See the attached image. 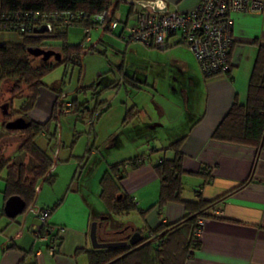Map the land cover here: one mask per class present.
I'll list each match as a JSON object with an SVG mask.
<instances>
[{"label": "crops", "instance_id": "crops-1", "mask_svg": "<svg viewBox=\"0 0 264 264\" xmlns=\"http://www.w3.org/2000/svg\"><path fill=\"white\" fill-rule=\"evenodd\" d=\"M198 1L124 0L122 4L127 5L128 10L131 5L133 12L142 8L187 12ZM119 16L122 17L121 13ZM231 18L232 43L229 49L228 71L225 73L203 77L194 56L180 42L178 36L168 38V47L165 50L142 44L145 48L167 53H163V61L155 62L160 68L157 73L160 78L155 79L154 86L149 87L146 84L145 76L141 81L144 84L137 88L150 100L133 102L131 107L135 108L137 116L129 126L151 124L149 128L158 137L153 140L157 145L156 149L167 145L164 140L170 141L173 137L186 133L181 146L184 170L197 173L207 169L212 176L211 182L203 185L201 176H184L182 198L195 199L194 192L199 189L203 199L213 200L248 179L243 187L216 205L222 212L221 215L204 218L198 238L199 248L193 252L186 264H264V148L258 152L254 147L210 138L212 130L233 101L236 99L243 103L246 100L248 80L257 49L264 45V9L259 12H233ZM120 31L121 29L117 37ZM20 42L21 36L18 34L0 31V43ZM128 43L130 42H125V47ZM52 49L59 50V45L53 44ZM182 50L188 52V55ZM115 75V79L119 80L118 72ZM100 76L104 82H108V77L97 75L98 78ZM159 82L161 85H158ZM43 87L39 89L36 104L29 112V118L40 123L49 117L54 100V92ZM159 89L163 91L160 92ZM108 93L113 97L111 101L106 102V113L113 108L118 110L115 119L116 123L120 124L115 125H119L120 129L130 91L112 86ZM4 105L0 106L2 116L6 114ZM114 133L110 129L106 136H112ZM138 140L144 141V144L138 145V149H131L125 156L117 153V156L121 157L118 159L120 161L144 154V163L136 168L126 167L123 178L119 180L121 190L133 198L136 210L115 216L110 225L111 221L108 222L109 219L102 216L103 212L96 203L89 201L82 193L79 183L82 173L79 172L77 176V161L68 162L71 157L69 154L64 156L65 162L54 163L52 174L55 180L46 189V199L42 203L43 207L51 210L48 223L54 227L53 234H57L56 250L52 255L48 252L49 242L39 241L34 237L33 226L37 224V220L32 213L26 211L12 217L5 211L7 206L9 211L15 213L20 204L18 201H12L11 208L8 201H5V172H2L0 264H91L89 251L93 248L89 231L93 221H97L99 226L104 225L102 229L98 226L99 237L103 234L107 237L104 227L113 229L110 230L112 232L122 231L117 234L124 237L135 234L138 229L143 231V236H149L150 229L182 219L185 210L179 203H168L161 211L154 206L159 193V179L152 168L151 159L170 157L171 153H152L150 149L154 146L153 142H147L143 136L129 141L135 143ZM55 153L59 156L60 149H54L53 155ZM107 155H110L109 150L103 157L98 149H92L84 163L81 162L78 167L81 169L83 163L85 168L91 158L94 159L89 171L101 167L103 158ZM113 163L116 162L107 161V165ZM35 200L37 202V199ZM36 202L34 201V204ZM130 215L135 218H129Z\"/></svg>", "mask_w": 264, "mask_h": 264}, {"label": "trees", "instance_id": "trees-1", "mask_svg": "<svg viewBox=\"0 0 264 264\" xmlns=\"http://www.w3.org/2000/svg\"><path fill=\"white\" fill-rule=\"evenodd\" d=\"M124 0H0V31L13 32L21 36L19 44L0 43V80L14 77L12 86L7 89L10 101L6 105V122L1 126L9 133L19 132L23 136V144L20 150L36 162V167L32 169L31 177L26 175L23 165L16 166L4 157H0V174L5 172L3 195L5 201L12 197H18L22 201L21 210L12 217L25 213L34 203L38 183L47 182L52 185L55 176L52 174V166L56 160H52L48 154L40 149L35 143V137L40 134L49 133L51 123L55 126L62 116L73 114L77 119H87L90 126L94 121L107 110L108 105L96 100L93 110H89L82 104H78L76 99L67 100V94L60 89L52 88L54 100L52 102L49 117L44 122H35L29 118L39 95V89L44 86L42 78L54 67L61 63L72 64L82 67V58L87 53L96 51L95 47L83 48V40L90 35V32L98 26L94 20V15L112 9L118 11L119 5ZM126 17L133 12L132 6ZM18 13H38L51 19L62 12H68L77 16L71 25L63 30L55 27L51 32L44 29L43 32H36L42 26L31 27L30 30L18 32L13 25L17 24L13 14ZM8 15L13 19L6 22L2 17ZM126 19V18H125ZM51 21H53L51 19ZM33 22V21H31ZM75 26L84 30V38L76 44L68 42L69 28ZM105 29L103 32H109ZM119 37V36H118ZM59 45L60 60L55 61L52 57L43 61L41 57L32 56L28 53L30 48H41L53 50V44ZM127 43V42H126ZM38 58L41 62L33 66L29 57ZM53 59V63L51 62ZM228 71V69L226 70ZM225 71V72H226ZM117 72L119 80L115 79L105 84L111 88H123L125 91L137 89L144 84L134 76H130L125 71L124 61L118 66ZM103 82L102 76L99 77ZM26 89V90H25ZM26 93V94H24ZM95 96L93 95V98ZM19 99L17 109H13V100ZM69 102L68 112H64V103ZM137 116L134 107H129L124 113L121 127L114 135L115 146H120V135L127 134L128 140L139 139L143 136L147 142L158 138L151 130V124L142 126H129L131 121ZM16 118H22L28 123L27 127L21 130L7 129L5 124ZM150 127V128H149ZM149 128V129H148ZM48 135V134H47ZM186 137V133L173 137L170 142L156 149L151 146V152L169 151L170 157L161 156L155 160L151 159L152 168L159 179V193L154 206L159 211L168 203H179L185 210L182 219L171 224H160L149 230V236H143L142 230H136L137 238L140 240L127 246L91 249L89 259L91 264H186L194 251L199 248V241L193 236V231L197 225L198 218L218 217L209 211L216 208V205L227 198L231 193L243 187L248 179L236 188L213 199L202 198L200 190H195V199L186 200L182 198L184 190V176L196 175L203 178V184H208L212 180L209 170L190 173L182 166L183 153L181 146ZM53 140L56 133L52 134ZM210 138L216 141L229 142L238 145L254 147L258 152L264 148V45L259 46L254 59L252 70L249 76L246 100L243 103L236 99L230 105L226 114L212 130ZM144 154L108 165L101 179V199L104 201L107 210V218H112L122 213L136 210L134 200L126 195L119 186V180L123 178L126 167L136 168L144 163ZM143 214V213H142ZM113 231V229H111ZM116 231V230H115ZM163 233L162 236H160ZM107 234V233H106ZM136 238V239H137ZM124 239L117 232L107 234L104 241H116Z\"/></svg>", "mask_w": 264, "mask_h": 264}, {"label": "rangeland", "instance_id": "rangeland-1", "mask_svg": "<svg viewBox=\"0 0 264 264\" xmlns=\"http://www.w3.org/2000/svg\"><path fill=\"white\" fill-rule=\"evenodd\" d=\"M127 11V5H119L118 13H121L122 20L125 19ZM132 16L133 15L131 14L129 17L130 20H132ZM120 29V26L113 32H102L99 28L93 29L90 32L89 38L90 43L97 42L95 45L97 47L96 51L87 53L83 56L81 63L82 67L65 63H61L54 67L42 78L45 89L46 87L51 90L52 88L60 89L67 94L68 101L76 99L78 104L84 105L91 111L95 107L96 100L102 103H104V101L109 102L112 100L113 96H110L108 93L110 88L105 84H108L115 79L117 68L122 61H124L125 71L128 75L134 76L140 81H143L145 76H147L146 84L149 87L154 86L155 79L160 78V75L157 74L160 72V68L157 67L155 62L163 61V56L165 55L163 53L166 51L148 49L137 42H130L127 47H125V42L120 37H117V33ZM68 33V42L70 44H76L84 38V30L80 27L72 26L69 28ZM57 51L59 50L56 49V52ZM182 52H185L184 54L188 55V52L185 50H182ZM29 60L32 61L31 63L33 66H36L41 62L38 58H32V56L29 57ZM53 61L54 60L51 59L52 63ZM99 74H102L103 77H108V82L103 81L99 84L100 79L97 77ZM172 76L173 75L170 77L172 78ZM14 80V77L0 80V106L1 104L7 105L11 100L7 89L12 86ZM158 85H161V82H159ZM129 91L130 93L125 104L126 108L131 107L136 100H150L148 96H145L137 89ZM162 91L163 90H160V92ZM93 95L95 96L94 98ZM18 105L19 99H14L12 108L17 109ZM106 112L107 111L103 112L97 120L94 121L93 126H90V122L87 119H77L73 114L62 116L56 126L54 123L50 124L49 133H47L48 135L40 134L35 137L36 145L44 150L52 160L55 158L53 150L60 149L59 156L56 155L57 163L65 162L63 159L64 156L70 154L71 157L68 158V162L77 161L76 164L80 165L81 162L84 163L85 158H87L92 149H98L103 157L108 150L110 151V155L103 158L102 165L101 167L98 166L99 168H93L89 171V167L92 165L94 158L89 160L85 168L83 167V163L81 169H79V165L76 166L77 176L79 172L82 173L79 179L82 193L89 201L92 200V202L96 203L97 207L103 212L102 216L105 217L107 216V208L100 196V182L105 170L109 167L107 161L118 163L120 162L118 159L121 158L120 156H117L118 154L125 156L131 149H138L140 143L144 144V141L142 142V140L133 143L127 139V134H124L120 135L121 144L116 147V141L113 137L119 131V125H115L120 124L116 123L115 119L118 110L113 108L110 112ZM6 119L5 116L1 115L0 111V157H4L7 161L16 166L23 165L26 170V175L30 178L32 169L36 167V162L24 151L20 150V146L23 144V136H21L19 132L9 133L2 128L1 125L7 121ZM110 129L115 133L112 136L110 135L111 137H107L106 134H108ZM54 131L56 133V139L53 140L52 134ZM152 142L154 147H157L153 140ZM163 142H167L168 144L170 141L164 140ZM123 160L124 159L121 161ZM23 162L25 163L23 164ZM38 185H40L36 196L38 203L35 200V206L43 207L42 203L44 199H46L45 192L49 184L47 182H39ZM13 200L18 201L16 199H12L11 201ZM11 201L10 204L12 205ZM129 218H135V216L132 217L130 215ZM110 224L111 222L109 225Z\"/></svg>", "mask_w": 264, "mask_h": 264}, {"label": "built area", "instance_id": "built-area-1", "mask_svg": "<svg viewBox=\"0 0 264 264\" xmlns=\"http://www.w3.org/2000/svg\"><path fill=\"white\" fill-rule=\"evenodd\" d=\"M264 9L262 0H199L194 7L187 12H171L160 10L139 9L132 12V20H122L118 11L109 9L100 14L94 15V20L102 32L105 29L113 31L119 26L121 31L119 37L124 42H138L148 47L165 50L168 47V38L178 36L180 42L190 50L197 62L198 68L203 77H211L219 73H225L228 69L229 49L232 43L231 14L233 12H259ZM6 22L15 19L17 24L13 25L14 30L24 32L31 27H38V24L46 31L51 32L55 27L63 30L77 19L76 15L62 12L51 19L38 13L26 12L2 17ZM33 21V22H31ZM95 28V29H96ZM90 36V35H89ZM86 37L81 47H95L97 44L90 43ZM70 103H64V112H68ZM57 153L54 154L56 160ZM54 166V165H53ZM53 166L51 169H53ZM38 185L36 192L39 190ZM27 212L34 215L37 224L33 226V234L39 241H47L49 254L56 250L57 234H53L54 227L48 223L51 210L45 207L35 206L33 203ZM213 215H221L222 212L214 208L209 211ZM203 218L197 219V225L193 231L195 239L201 233Z\"/></svg>", "mask_w": 264, "mask_h": 264}, {"label": "water", "instance_id": "water-1", "mask_svg": "<svg viewBox=\"0 0 264 264\" xmlns=\"http://www.w3.org/2000/svg\"><path fill=\"white\" fill-rule=\"evenodd\" d=\"M44 29H45L44 27H41L40 29H37L36 32H38V33L43 32ZM28 53L32 56L41 57V59L43 61H46L51 57L55 61H58L61 58L59 52H56L54 50H44L41 48H30V49H28ZM4 108H5V112L7 114L6 105H4ZM6 114L4 116H6ZM27 125H28V123L26 121H24V119H22V118H16V119L9 121L5 124L6 128L11 129V130H21V129L26 128ZM12 199L18 200V203L20 204V206L17 208V211L15 213H13L12 211H9L7 206L5 207V211L9 212V215L14 216L15 214H17L21 210L22 201L18 197H12L8 200L9 204H10V201ZM13 201H15V200H13ZM11 208H13V204L11 205ZM98 226H99V223L97 221H93L91 223V226H90L89 237H90V241H91V245H92L93 249H103V248L127 246L128 244H134L136 241L140 240V238H137V235L135 233L133 235L124 236V239H120V240H116V241H104L103 239H100V237L98 236V233H97ZM110 230L111 229L109 227L108 228L104 227L105 233L108 234V233L112 232ZM114 232L118 233V232H122V231H114ZM162 235H163V233L160 236H162ZM135 237L137 239H134Z\"/></svg>", "mask_w": 264, "mask_h": 264}, {"label": "flooded vegetation", "instance_id": "flooded-vegetation-1", "mask_svg": "<svg viewBox=\"0 0 264 264\" xmlns=\"http://www.w3.org/2000/svg\"><path fill=\"white\" fill-rule=\"evenodd\" d=\"M103 226H104V225H103ZM103 226H101V225H100V226H99V228H101V229H102V227H103ZM100 237H101L100 239H103V240H105V238L107 239V237H105V235H104V234H103V236L101 235ZM134 239H136V237H135Z\"/></svg>", "mask_w": 264, "mask_h": 264}]
</instances>
